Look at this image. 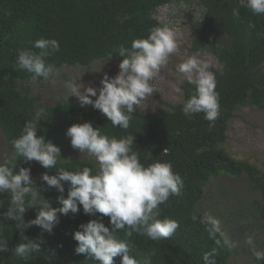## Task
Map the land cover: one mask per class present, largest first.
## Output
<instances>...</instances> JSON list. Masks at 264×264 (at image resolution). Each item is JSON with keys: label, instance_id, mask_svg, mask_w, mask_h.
<instances>
[{"label": "trees", "instance_id": "obj_1", "mask_svg": "<svg viewBox=\"0 0 264 264\" xmlns=\"http://www.w3.org/2000/svg\"><path fill=\"white\" fill-rule=\"evenodd\" d=\"M172 1L0 0V128L12 155L10 141L18 137L24 124L43 108L46 118L37 122V136L43 135L46 141L60 148L62 159L58 158L56 168L75 171L90 167L93 174L97 166L92 160L81 157L64 160L68 127L90 120L109 137L134 135L133 149L139 153L141 163L170 161L173 171L182 177L183 187L179 195L171 196L166 204L160 205V219L178 221L175 233L168 239L153 241L133 232L127 237L132 246L131 254L142 259L154 250L152 264H205L204 253L215 249V264H233L231 258L235 249L215 244L200 222L206 211H199L197 207L213 178L246 175L252 187L262 195L253 206L264 228V172L248 160L234 158L226 146L229 122L240 108L264 109V15L252 14L240 7L238 0H195L202 6L203 15L195 21L197 35L192 49L212 53L222 64L221 69L211 70L220 97V115L213 126H209L203 113L191 117L183 113V102L194 90L187 81L182 85V102L168 103L157 90L156 96L166 108L158 113H142L138 109L129 128L123 130L112 127L91 105L81 108L74 100L43 102L39 95H32L28 87L31 74L16 66L17 50L32 48L33 42L41 37L59 42V51L48 58L58 69L65 65L90 66L107 57L121 61L122 57L117 56L118 46L130 47L133 39L146 37L153 27L163 25L154 11ZM234 10L239 11L238 17L233 15ZM125 15L130 19L121 22ZM19 159L16 160L17 170L30 167L37 186L46 189L43 197L52 207H60L58 197L67 198L68 183L64 184V193H60L40 180L41 174L56 175L57 169H45L35 161L28 164ZM10 201V193L0 194V236L8 240L9 248L8 252H0V264H97L75 253L77 242L73 233L80 224L98 218L99 213L85 215L82 206L77 214L58 213V223L49 233L38 226L24 229L17 226L19 221L4 220L3 212ZM35 215L36 209L29 208L23 219L27 222ZM103 223L110 227L108 217H103ZM23 235L40 244L39 250L30 253L27 260L14 255V247L24 242ZM117 235L125 238L124 231ZM114 259L115 264H120V257ZM253 259L254 264H264V260H257L255 256Z\"/></svg>", "mask_w": 264, "mask_h": 264}, {"label": "clouds", "instance_id": "obj_2", "mask_svg": "<svg viewBox=\"0 0 264 264\" xmlns=\"http://www.w3.org/2000/svg\"><path fill=\"white\" fill-rule=\"evenodd\" d=\"M238 4L254 15H264V0H238ZM233 15L238 17L239 11L234 10ZM128 19L130 17L125 15L121 22ZM32 48L17 50V68L30 73L33 81L43 78L55 82L60 71L55 64L48 62V58L59 51V42L41 37L33 42ZM116 51L117 56L122 57L119 71L113 77L105 73L99 89L80 82L81 77L64 81V87L67 99L76 97L81 108L91 105L111 122L112 127L127 130L133 114L157 91L154 80L167 67L169 58L178 52L177 35L167 24L156 26L146 37L133 39L130 47L121 44ZM206 55L203 50L187 55L176 68L180 74L178 81L169 84L172 91L180 95L183 94V82L192 84L194 90L183 102L182 111L188 117L203 113L209 126H213L220 115V97L215 90L212 65L202 58ZM44 118L46 113L41 108L24 124L19 136L10 141L11 158L0 163V194H11L10 204L3 212L4 220L19 221L17 226L24 229L38 226L51 233L58 223V213L77 214L82 206L85 215L99 213L100 216L80 224L74 231L76 254H83L97 264H115L116 257H120V264H152L155 251L137 259L131 254L132 246L127 237L135 232L153 241H161L175 233L178 221L160 219L159 216L160 205L166 204L171 196L180 194L183 187L180 174L173 171L170 161L155 160L142 164L139 153L133 149L134 135L109 137L90 121L72 124L65 135L70 138L73 149L95 159L98 165L95 174L90 167L75 171L57 169L60 148L50 140L46 141L43 135L37 136V122ZM17 158L28 164L35 161L45 169H57L56 175L45 172L40 180L60 193H64V184L68 183L67 198L58 197L60 207H52L51 202L43 197L42 192L46 189L37 186L30 167L17 170ZM29 208H35L36 215L25 222L23 216ZM103 217L109 218L110 227L105 226ZM200 222L218 247L229 250L237 247L222 228L221 221L211 213L205 212ZM121 231L125 232L124 239L117 235ZM23 241L14 247V255L27 260L30 253L39 250L40 244L24 235ZM7 243L8 240L0 236V252L9 251ZM246 243L254 246L253 237L248 236ZM215 253V249L204 253L205 264H215ZM253 255L257 260H264V252L256 251L254 247Z\"/></svg>", "mask_w": 264, "mask_h": 264}, {"label": "rangeland", "instance_id": "obj_3", "mask_svg": "<svg viewBox=\"0 0 264 264\" xmlns=\"http://www.w3.org/2000/svg\"><path fill=\"white\" fill-rule=\"evenodd\" d=\"M202 15L203 8L195 0H174L159 6L154 11V16L163 25L167 24L173 28L177 35L178 52L169 58L167 67L161 70L159 77L153 82L161 98L168 103L175 104L184 100L183 94H176L172 91L169 82L178 81L180 74L177 73L176 68L179 63L187 55L197 53L192 49L193 40L197 35L195 21ZM202 58L211 63V70L222 68L221 62L212 53L208 52ZM119 63V59L107 57L93 62L90 66L65 65L59 68L60 75L55 82L31 80L28 82V87L32 95H39L41 100L48 104L59 101H77L74 96H69L67 99L68 93L64 87V81L81 77L80 82L91 84L99 89L103 75L107 73L109 77L115 76L119 71ZM163 108H166V105L160 103L154 93L152 99L149 98V101L141 105L139 110L142 113H158ZM236 113L237 115L229 122L226 146L234 158L248 160L264 172V109L245 106ZM86 121L90 120H82L79 123ZM10 156L11 151L7 139L0 128V163L10 159ZM75 157L92 160L98 167L93 157L73 149L70 138H68L64 158L70 160ZM261 199L260 191L252 187L246 175L241 177L220 175L209 182L205 197L197 207L199 211L209 212L218 218L226 233L237 243L231 258L233 264H254L253 247L256 251L264 249V228L253 206L255 200L260 201ZM248 236L253 237L254 246L246 243Z\"/></svg>", "mask_w": 264, "mask_h": 264}]
</instances>
